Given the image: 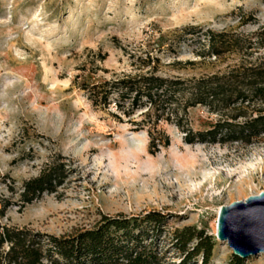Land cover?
<instances>
[{"label": "rangeland", "instance_id": "1", "mask_svg": "<svg viewBox=\"0 0 264 264\" xmlns=\"http://www.w3.org/2000/svg\"><path fill=\"white\" fill-rule=\"evenodd\" d=\"M187 25L252 32L264 25V0H0V200L10 203L3 223L71 235L104 214L157 210L169 215L168 232L206 229L216 241L208 264H230L235 253L216 236L218 214L264 191L261 168L240 172L264 158V134L251 143L187 144L175 125L162 123L171 145L153 154L145 130L93 107L78 87L136 70L119 44L156 54L161 34ZM193 48L182 43L177 57L159 53V73L200 76L238 61L202 60ZM97 51L107 59L97 61ZM190 117L203 129L217 115L193 108ZM59 158L69 170L64 183L24 204V182ZM168 250L178 264L180 253ZM190 264H202L201 257ZM246 264H264V252Z\"/></svg>", "mask_w": 264, "mask_h": 264}, {"label": "trees", "instance_id": "2", "mask_svg": "<svg viewBox=\"0 0 264 264\" xmlns=\"http://www.w3.org/2000/svg\"><path fill=\"white\" fill-rule=\"evenodd\" d=\"M182 43L194 45L192 52L202 60L236 55L238 61L226 71L200 76L159 73V55L177 57ZM118 47L136 70L100 80L84 79L78 87L93 107L109 110L136 131L145 130L153 154L171 145L162 123L175 125L187 144L251 143L264 134V25L252 32L187 25L161 34L156 54L142 47L141 52ZM95 54L100 62L108 56L101 51ZM193 108L217 118L209 127L196 129L190 117ZM68 173L63 158L48 162L38 176L24 182L23 203L56 192ZM9 207L10 203L0 200V264H173L168 255L171 247L180 253L178 264H190L199 257L202 264H208L216 245L215 237L204 228L188 225L168 232L170 217L157 210L104 214L91 228L57 235L3 223ZM230 264H246V258L233 254Z\"/></svg>", "mask_w": 264, "mask_h": 264}, {"label": "water", "instance_id": "3", "mask_svg": "<svg viewBox=\"0 0 264 264\" xmlns=\"http://www.w3.org/2000/svg\"><path fill=\"white\" fill-rule=\"evenodd\" d=\"M216 236L228 241L240 257L264 252V191L245 201L223 205L218 214Z\"/></svg>", "mask_w": 264, "mask_h": 264}, {"label": "bare ground", "instance_id": "4", "mask_svg": "<svg viewBox=\"0 0 264 264\" xmlns=\"http://www.w3.org/2000/svg\"><path fill=\"white\" fill-rule=\"evenodd\" d=\"M257 167H259V169L261 168L262 169V171L264 172V158L263 159H261L258 163H252V164H250V167H244V169H242V170H240V172H242V171H244V170H248V169H251V170H256L257 169ZM237 172H239V171H229V172H227V175L228 176H230V177H233V176H235V174L237 173ZM253 172V171H252ZM252 172H251V174H252ZM211 178V176L209 175V174H204V179H207V180H209ZM256 195H258V194H256ZM243 201V200H242ZM245 201V200H244ZM232 204V203H231ZM230 205V204H229ZM221 209V208H220ZM216 232H217V230H216ZM228 242V241H227ZM260 253V252H259Z\"/></svg>", "mask_w": 264, "mask_h": 264}]
</instances>
